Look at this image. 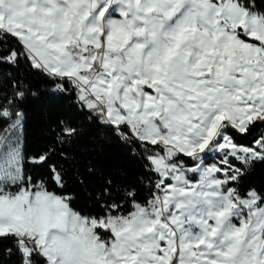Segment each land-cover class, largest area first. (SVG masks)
<instances>
[{
  "label": "rangeland",
  "instance_id": "obj_1",
  "mask_svg": "<svg viewBox=\"0 0 264 264\" xmlns=\"http://www.w3.org/2000/svg\"><path fill=\"white\" fill-rule=\"evenodd\" d=\"M0 29L36 67L103 97L118 131L142 128L139 140L163 146L149 156L161 188L153 200L84 217L40 184L13 189L24 180L22 118L0 111L10 118L0 130V234H17L26 255L33 247L49 264H69L68 243L72 264H264V229L244 207L254 197L226 186L220 155L202 159L225 125L243 132L264 118V14L237 0H0ZM98 66L81 88L79 72ZM242 220L251 226L236 249Z\"/></svg>",
  "mask_w": 264,
  "mask_h": 264
},
{
  "label": "trees",
  "instance_id": "obj_2",
  "mask_svg": "<svg viewBox=\"0 0 264 264\" xmlns=\"http://www.w3.org/2000/svg\"><path fill=\"white\" fill-rule=\"evenodd\" d=\"M237 1L250 11L264 14V5L259 2L253 8L250 0ZM89 99L91 96L70 79L36 67L21 40L0 29V111H8L10 118L18 114L22 118L24 180L13 189L40 184L63 197L84 217L131 213L137 204L147 205L156 196L159 175L149 156L163 146L131 137L127 124L116 130L100 106H87ZM10 118L0 116V130L6 128ZM259 121L264 118L255 122ZM211 143H216L215 138ZM180 156L187 164L196 158ZM36 157L48 159L43 164L39 160L29 163ZM146 168L151 171L146 172ZM252 183L259 185L260 178ZM257 194L264 196V189L258 187ZM237 196L244 197L242 193ZM95 230L106 242L114 237L110 229L97 226ZM0 237H6L8 243L14 242L13 237L20 241L15 233ZM4 259V241H0V261Z\"/></svg>",
  "mask_w": 264,
  "mask_h": 264
},
{
  "label": "snow or ice",
  "instance_id": "obj_3",
  "mask_svg": "<svg viewBox=\"0 0 264 264\" xmlns=\"http://www.w3.org/2000/svg\"><path fill=\"white\" fill-rule=\"evenodd\" d=\"M257 2L264 5V0H250L249 6L254 8L257 6ZM3 62L5 64L8 63L7 60ZM17 123H21L22 125L20 121ZM215 140L216 144L212 146L211 152L204 155L202 159L212 160L214 156H221L223 160V173L226 177H229L226 181V186L230 185L237 195L242 193L244 197H254L244 207L254 209L253 215L257 217V224L253 230L264 229V207H260L264 203V196L257 194L258 187L264 189V121L253 123L243 132L231 125H225L224 131L217 135ZM221 143L226 144L228 150L221 148ZM232 149L236 150L233 151ZM203 151L207 152V149ZM47 159L45 157L43 160H40L39 157H36L30 159L29 163L39 160V163L43 164ZM180 159L183 160L184 157L180 156ZM188 163L195 165L198 162L193 158ZM145 171L150 172L151 169L146 168ZM258 177L260 178V183L259 185H254L252 182ZM157 191H161V188H158ZM11 210L14 211V209ZM241 224L242 226L231 237L234 240L233 247L236 249L239 248L246 229L251 226L243 220ZM0 241H4L5 257L3 261H0V264H48L47 258L41 256L40 252L36 250L30 251L26 255L22 250L20 241L16 237H13V243H8L6 237H0ZM66 247L69 264H72L73 253L71 243H68Z\"/></svg>",
  "mask_w": 264,
  "mask_h": 264
},
{
  "label": "built area",
  "instance_id": "obj_4",
  "mask_svg": "<svg viewBox=\"0 0 264 264\" xmlns=\"http://www.w3.org/2000/svg\"><path fill=\"white\" fill-rule=\"evenodd\" d=\"M88 53L91 54L93 52V47H89L87 49ZM103 71V67L102 66H98L96 68H93V69H84V70H81L79 72V76L76 77L75 79H77V83L78 85L83 88V89H88L89 88V85L87 83H83V79H85L86 81L88 80V82H91L100 72ZM97 101V103L100 105V106H103V103L105 101V99L103 97H97L95 99ZM116 130H118L117 127H115ZM143 129L142 128H137L135 133H134V136L136 139H138V135H140L142 133Z\"/></svg>",
  "mask_w": 264,
  "mask_h": 264
},
{
  "label": "water",
  "instance_id": "obj_5",
  "mask_svg": "<svg viewBox=\"0 0 264 264\" xmlns=\"http://www.w3.org/2000/svg\"><path fill=\"white\" fill-rule=\"evenodd\" d=\"M87 96H84L83 99H85ZM87 106L90 107H96L98 106V103L94 99H89L87 101Z\"/></svg>",
  "mask_w": 264,
  "mask_h": 264
},
{
  "label": "crops",
  "instance_id": "obj_6",
  "mask_svg": "<svg viewBox=\"0 0 264 264\" xmlns=\"http://www.w3.org/2000/svg\"><path fill=\"white\" fill-rule=\"evenodd\" d=\"M111 124H113V125H115L116 124V122H113L112 120L110 121V120H108ZM126 121H123L122 120V122L121 123H125Z\"/></svg>",
  "mask_w": 264,
  "mask_h": 264
}]
</instances>
